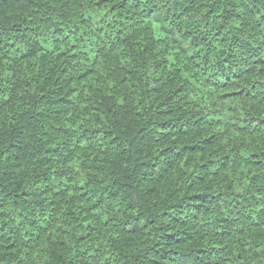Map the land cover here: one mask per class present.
I'll return each mask as SVG.
<instances>
[{
  "label": "trees",
  "instance_id": "1",
  "mask_svg": "<svg viewBox=\"0 0 264 264\" xmlns=\"http://www.w3.org/2000/svg\"><path fill=\"white\" fill-rule=\"evenodd\" d=\"M0 264H264V0H0Z\"/></svg>",
  "mask_w": 264,
  "mask_h": 264
}]
</instances>
